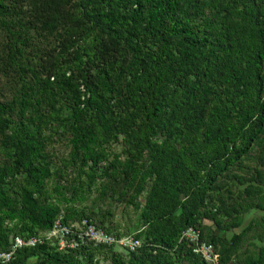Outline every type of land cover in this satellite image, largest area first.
<instances>
[{"label": "trees", "instance_id": "16d2710c", "mask_svg": "<svg viewBox=\"0 0 264 264\" xmlns=\"http://www.w3.org/2000/svg\"><path fill=\"white\" fill-rule=\"evenodd\" d=\"M56 2L58 11L48 2L42 33L59 20L58 32L79 42L60 48L49 75L27 78L30 58L9 34L6 58L19 87L0 101V251L15 235L41 236L59 214L140 246L122 254L113 245L42 241L0 264H210L181 237L187 227L212 245L217 264H264V216L252 219L263 230L245 254L250 224L223 235L241 212L264 209V169L246 168L251 183L234 175L239 193L222 192L221 183L246 159L264 167V0H74L65 11L68 0ZM4 9L0 0V28L11 30ZM102 38L120 55L96 65ZM68 46L72 59L60 63ZM62 136L68 150L57 166L47 147ZM114 142L123 159H109ZM95 178L100 196L136 210L126 231L71 204Z\"/></svg>", "mask_w": 264, "mask_h": 264}, {"label": "rangeland", "instance_id": "374dc122", "mask_svg": "<svg viewBox=\"0 0 264 264\" xmlns=\"http://www.w3.org/2000/svg\"><path fill=\"white\" fill-rule=\"evenodd\" d=\"M50 1H54L58 11L60 6L56 2L57 0H3V4L5 5L4 16L6 17V20L8 19L7 23L11 30L4 27L0 28V101H9L10 98L15 95L19 87L16 68L10 64L6 58V48L8 41L11 39L9 35L11 31H13V34L17 33V36L23 41V54L26 58H30L29 61H26L27 64L31 66V71L27 73L28 79H30L31 73L42 77L49 75L55 66L54 56L58 54L60 48L66 44H75V41L79 42V40L76 39V36L68 37L63 35L62 32H58L59 20L57 21L56 27L52 29L50 35L45 36L42 33L44 30L42 23L47 19L48 2ZM73 7L74 0H68V3L65 4L63 10H72ZM72 51V47L68 46L67 50L64 51L63 58H58L59 62H70L72 59ZM94 52L101 57L100 60L95 59L94 63L96 65L98 63L101 64L103 59H115L120 55L119 48L112 44L107 38L101 39V41L95 46ZM87 70L92 73V68L88 65ZM67 150L65 136L57 138L54 143L47 147V153L50 155V160H52L57 166L60 164L61 160L66 157ZM108 150L110 152L109 159H111L112 154H118L120 159L124 158L123 154H121L122 145L120 142L111 143ZM261 156L264 157V152ZM243 167L245 169H243ZM246 168L254 170L264 169L263 165L256 163L253 158L246 159L244 165H237L229 171L230 178L221 180V183H224V186H226L222 189V192H224L226 188L230 189L232 193H239L241 189H243V185L241 186L236 183L234 175L243 177L246 181L251 183L250 175L248 176ZM99 180L95 178L89 188L84 186L83 189H87L84 190V199L73 201L71 204L77 210L83 212L94 209L96 212L94 219H96L95 221L102 227H108L121 232L126 231L128 227L130 228L133 225V222L136 219V210L130 205L117 201L114 198L115 196H100ZM102 180L103 179H101V181ZM61 183L64 184V181ZM262 191L264 192V184L262 186ZM263 216L264 209L259 210L250 207L239 214V225L236 228L223 233L227 239L231 234L238 233L241 229L250 224L249 229L240 242L241 248L238 252L239 255L245 254L250 250L249 243L255 242L257 245L260 244V242L255 240V235L260 230H263V228L254 227L251 222L253 221L252 219L258 220ZM202 223L211 226L210 222L207 220H204ZM113 249L115 251H121L123 254V251L119 250V247H113ZM97 258H100V256H97ZM238 260L239 259H237V261ZM106 263L107 261L104 262V264Z\"/></svg>", "mask_w": 264, "mask_h": 264}, {"label": "built area", "instance_id": "2783aa9c", "mask_svg": "<svg viewBox=\"0 0 264 264\" xmlns=\"http://www.w3.org/2000/svg\"><path fill=\"white\" fill-rule=\"evenodd\" d=\"M62 215L59 214L53 221L51 228L41 236L22 237L15 235L9 242V247L5 251H0V262L10 259L19 248L32 246L42 241H55L58 249L73 248L83 243L93 245L103 244L107 246L121 247L128 251H133L140 246L138 239L130 236L115 237L112 234L95 226L89 219H81L79 222H61ZM181 237L187 238L191 243V251L200 256L205 262L217 264V254L212 249V245L205 241L198 240V233L193 227H187L180 233Z\"/></svg>", "mask_w": 264, "mask_h": 264}]
</instances>
